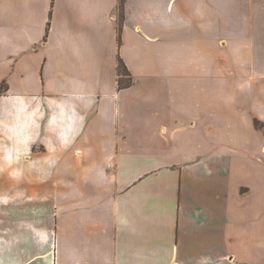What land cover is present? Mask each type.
<instances>
[{"label": "crops", "instance_id": "obj_1", "mask_svg": "<svg viewBox=\"0 0 264 264\" xmlns=\"http://www.w3.org/2000/svg\"><path fill=\"white\" fill-rule=\"evenodd\" d=\"M2 85L0 264H264V0H0Z\"/></svg>", "mask_w": 264, "mask_h": 264}, {"label": "rangeland", "instance_id": "obj_2", "mask_svg": "<svg viewBox=\"0 0 264 264\" xmlns=\"http://www.w3.org/2000/svg\"><path fill=\"white\" fill-rule=\"evenodd\" d=\"M125 81V79H123ZM257 127L262 128V123L254 122ZM3 197L7 198V201H5V204H9L7 207H13V206H19L22 207L23 205H28L29 202H32V197H30V194L28 190L25 189V187H16L14 191L11 193L4 191L1 192ZM4 193V194H3ZM1 195V194H0ZM44 196L41 197L43 199ZM15 200V201H13Z\"/></svg>", "mask_w": 264, "mask_h": 264}, {"label": "trees", "instance_id": "obj_3", "mask_svg": "<svg viewBox=\"0 0 264 264\" xmlns=\"http://www.w3.org/2000/svg\"><path fill=\"white\" fill-rule=\"evenodd\" d=\"M122 8H123V0H119V10H120V12H122ZM49 25H50V23L48 22L47 23V31H48ZM118 72H119L120 77H123L125 79V81H123V80L121 81L120 80L119 87L120 88H124V87L129 86L131 84V80L129 79V74H128V72H127L126 68L124 67V64H123V62L121 60L119 61V64H118ZM4 91H5V87H4V85H2L0 87V93L4 92Z\"/></svg>", "mask_w": 264, "mask_h": 264}]
</instances>
